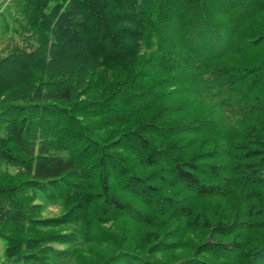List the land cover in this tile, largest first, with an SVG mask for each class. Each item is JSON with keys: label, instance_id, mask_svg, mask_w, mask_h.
I'll list each match as a JSON object with an SVG mask.
<instances>
[{"label": "trees", "instance_id": "16d2710c", "mask_svg": "<svg viewBox=\"0 0 264 264\" xmlns=\"http://www.w3.org/2000/svg\"><path fill=\"white\" fill-rule=\"evenodd\" d=\"M2 163L3 264H264V0H5Z\"/></svg>", "mask_w": 264, "mask_h": 264}, {"label": "rangeland", "instance_id": "374dc122", "mask_svg": "<svg viewBox=\"0 0 264 264\" xmlns=\"http://www.w3.org/2000/svg\"><path fill=\"white\" fill-rule=\"evenodd\" d=\"M5 0H0V10L4 5ZM0 168L5 169L9 168L10 170L14 171L16 168L14 166H8L7 164H0ZM51 213L53 214H58L61 211V207L57 205H48L47 208ZM4 254H5V242L4 240L0 237V264H3L4 261Z\"/></svg>", "mask_w": 264, "mask_h": 264}]
</instances>
